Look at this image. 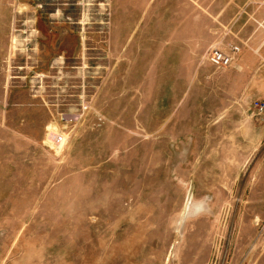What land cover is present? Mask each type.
<instances>
[{
    "label": "rangeland",
    "instance_id": "rangeland-1",
    "mask_svg": "<svg viewBox=\"0 0 264 264\" xmlns=\"http://www.w3.org/2000/svg\"><path fill=\"white\" fill-rule=\"evenodd\" d=\"M260 103L264 0H0V264H264Z\"/></svg>",
    "mask_w": 264,
    "mask_h": 264
},
{
    "label": "built area",
    "instance_id": "built-area-1",
    "mask_svg": "<svg viewBox=\"0 0 264 264\" xmlns=\"http://www.w3.org/2000/svg\"><path fill=\"white\" fill-rule=\"evenodd\" d=\"M239 51H240V49L236 46H232L230 48V52L233 55L238 53ZM230 60H231V58L227 54L219 51L218 49H213L209 53V61L217 67H225V66L229 65ZM256 110L259 114L264 113V103L257 104Z\"/></svg>",
    "mask_w": 264,
    "mask_h": 264
},
{
    "label": "crops",
    "instance_id": "crops-1",
    "mask_svg": "<svg viewBox=\"0 0 264 264\" xmlns=\"http://www.w3.org/2000/svg\"><path fill=\"white\" fill-rule=\"evenodd\" d=\"M243 50V49H242Z\"/></svg>",
    "mask_w": 264,
    "mask_h": 264
}]
</instances>
